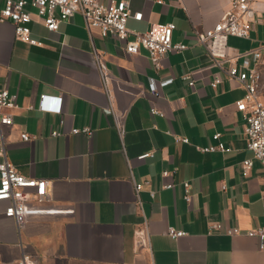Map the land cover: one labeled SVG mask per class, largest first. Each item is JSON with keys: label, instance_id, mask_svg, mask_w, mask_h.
Returning <instances> with one entry per match:
<instances>
[{"label": "crops", "instance_id": "0c3cea01", "mask_svg": "<svg viewBox=\"0 0 264 264\" xmlns=\"http://www.w3.org/2000/svg\"><path fill=\"white\" fill-rule=\"evenodd\" d=\"M128 1L132 14H143L130 16L128 28L144 32L152 23L173 22L174 42L187 45L167 53L158 70L146 48L127 52L116 37L88 29L78 13L51 31L29 7L32 37L42 44L18 39L13 22L0 21V90L17 95V107L0 108L13 120L2 127L6 155L23 175L49 180L42 205L59 210L30 216L19 232L5 214L9 201L0 200V264L23 253L36 264H264L259 239L246 234L264 226V171L258 160L249 172L242 169L253 156L244 114L236 108L246 89L196 35L219 21L232 0ZM4 5L0 0V10ZM252 5L250 35L228 38L225 68L253 67L254 60L241 54L264 45V0ZM97 56L107 66V87ZM216 75L222 80L213 87ZM149 77L173 82L154 92ZM42 94L62 97L61 112L39 109ZM152 107L162 114H152ZM83 126L93 134L72 132ZM217 132L225 150L201 151L218 143ZM147 152L154 155L138 158ZM144 180L149 183L137 195L134 182ZM185 180L192 184L190 202L183 197ZM166 182L174 186L164 188ZM210 222L221 229L209 231ZM170 226L186 234L173 238ZM233 227L240 232L227 234ZM140 232L145 245L137 242Z\"/></svg>", "mask_w": 264, "mask_h": 264}, {"label": "built area", "instance_id": "2783aa9c", "mask_svg": "<svg viewBox=\"0 0 264 264\" xmlns=\"http://www.w3.org/2000/svg\"><path fill=\"white\" fill-rule=\"evenodd\" d=\"M252 3L253 0H232L230 8L211 28L196 30L198 42L206 48L221 70L229 78H236L246 89L244 97L236 102V108L243 112L246 122L247 148L253 152L251 158H247L242 162L244 173L251 170L255 160L260 162L264 171V99L261 96L264 81V45L241 54L247 60L249 58L254 60L255 64L251 68L246 67V62L242 66L243 69H239L237 65H230L225 68L222 60L229 55L228 38L230 36L249 37L251 26L256 21V9ZM29 7L35 10L44 25L51 31L57 30L60 22L68 20L78 13L83 17L85 26L88 29L97 27L102 35L109 34L116 37L123 42L127 52L136 54L140 51V48H146L156 70L161 68L162 59L167 53L181 51L187 47L185 43L174 42L173 30L175 24L173 22L152 23L150 28L144 32L128 28L127 20L130 16L141 19L143 15L142 12L132 14L128 0H113L109 3H103L101 0H5V5L0 10V21L10 19L14 24L16 37L30 44H42V41L32 37L30 24L33 17ZM97 65L104 80V86L107 87V66L99 56H97ZM189 77L188 73L182 75L183 79ZM221 80L222 78L216 75L211 82L212 86L216 87ZM148 82L150 89L155 92L159 87L171 84L173 78L169 77L157 81L154 77H149ZM189 84L193 85L194 82L190 80ZM52 99L59 100V102L56 104L51 103ZM16 100V94H11L7 89L0 90V108H15L17 107ZM61 100L62 97L60 96L42 94L38 107L43 111L60 113ZM151 113L162 114L156 107L151 108ZM12 121L11 113L0 110V200L9 201L5 214L16 221L20 232L30 216L56 213L59 210L42 205L49 200V180L25 176L8 160L2 127L12 124ZM115 125L118 133L122 136L125 132L123 123L116 118ZM72 132L85 133L89 136L93 134L90 126L73 128ZM60 133L58 130L53 131L54 135ZM220 136L221 134L217 132L214 138L219 140ZM21 137L24 140L30 138L27 133H22ZM175 140L177 142H189L188 137L180 135H175ZM198 148L203 152H210L225 150V145L219 140L216 144ZM153 155L154 152H147L141 154L138 158L145 159ZM169 173V170H163L162 172L163 176H167ZM147 183H149L148 180L134 182L137 195ZM182 185L184 189L183 197L187 202H190L192 184L190 181L185 180ZM173 186L174 184L170 182L163 184L164 188H172ZM155 194V191H151L152 196H155ZM220 229V222H210L209 231ZM239 232L240 228L238 227L226 229V233L231 235ZM167 233L173 238H179L186 234L184 230L173 226L168 228ZM246 234L257 237L259 248L264 250V226L249 229ZM137 242L141 245L147 243L143 232L138 234ZM2 264L36 263L30 254L23 253L20 258L13 261H4Z\"/></svg>", "mask_w": 264, "mask_h": 264}, {"label": "rangeland", "instance_id": "374dc122", "mask_svg": "<svg viewBox=\"0 0 264 264\" xmlns=\"http://www.w3.org/2000/svg\"><path fill=\"white\" fill-rule=\"evenodd\" d=\"M261 92H263V94H264V81H263V84H262Z\"/></svg>", "mask_w": 264, "mask_h": 264}]
</instances>
